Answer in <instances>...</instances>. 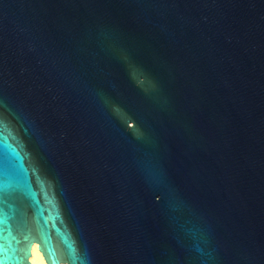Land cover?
Instances as JSON below:
<instances>
[{
  "label": "water",
  "instance_id": "1",
  "mask_svg": "<svg viewBox=\"0 0 264 264\" xmlns=\"http://www.w3.org/2000/svg\"><path fill=\"white\" fill-rule=\"evenodd\" d=\"M264 264V0H0V264Z\"/></svg>",
  "mask_w": 264,
  "mask_h": 264
},
{
  "label": "bare ground",
  "instance_id": "2",
  "mask_svg": "<svg viewBox=\"0 0 264 264\" xmlns=\"http://www.w3.org/2000/svg\"><path fill=\"white\" fill-rule=\"evenodd\" d=\"M31 264H47L42 252L38 248V244L34 243L32 246V254L30 256ZM66 264V263H61Z\"/></svg>",
  "mask_w": 264,
  "mask_h": 264
}]
</instances>
